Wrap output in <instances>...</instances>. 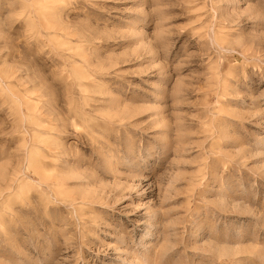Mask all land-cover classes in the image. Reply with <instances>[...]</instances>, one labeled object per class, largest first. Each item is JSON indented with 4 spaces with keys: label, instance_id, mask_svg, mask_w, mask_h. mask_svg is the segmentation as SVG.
<instances>
[{
    "label": "rangeland",
    "instance_id": "obj_1",
    "mask_svg": "<svg viewBox=\"0 0 264 264\" xmlns=\"http://www.w3.org/2000/svg\"><path fill=\"white\" fill-rule=\"evenodd\" d=\"M0 264H264V0H0Z\"/></svg>",
    "mask_w": 264,
    "mask_h": 264
}]
</instances>
